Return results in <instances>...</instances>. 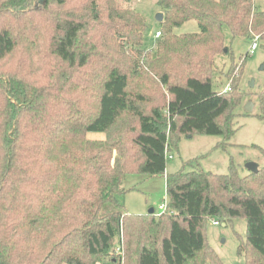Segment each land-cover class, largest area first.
Masks as SVG:
<instances>
[{"label":"trees","instance_id":"trees-1","mask_svg":"<svg viewBox=\"0 0 264 264\" xmlns=\"http://www.w3.org/2000/svg\"><path fill=\"white\" fill-rule=\"evenodd\" d=\"M35 1L0 0V264H216L204 227L217 217H244L238 252L264 264V168L164 175L182 136L233 133L236 93L213 88L214 56L224 27L264 38V9L156 0L163 20L147 47L130 0ZM188 20L198 32H174ZM260 98L264 111V86ZM124 118L135 123L118 131ZM134 172L164 175L158 215L118 199Z\"/></svg>","mask_w":264,"mask_h":264},{"label":"rangeland","instance_id":"rangeland-1","mask_svg":"<svg viewBox=\"0 0 264 264\" xmlns=\"http://www.w3.org/2000/svg\"><path fill=\"white\" fill-rule=\"evenodd\" d=\"M123 5L127 3L121 1ZM259 8L264 9V0H255ZM132 9L139 12L146 21V31L143 41L147 47H152L159 37L156 32L160 30V22L156 19L161 8L156 0H130ZM40 5L39 0L34 2ZM162 12V11H161ZM195 20H188L174 29L177 34L198 32ZM225 46L223 51L214 56V69L211 77L212 86L221 92L230 94L231 106L227 114L232 134L205 135L193 134L192 137L182 136L177 149L167 158V173L179 169L190 170L200 167L214 173H226L230 162L241 175L247 174L245 163L254 161L258 169L264 168V111L260 109V94L264 86V38L253 35L251 39L231 35L224 27ZM256 41L257 47L250 53V44ZM226 49V51H224ZM247 54V55H246ZM246 55V56H245ZM253 81V85H250ZM163 90L158 91V95ZM234 99V100H233ZM250 101L251 111L244 109ZM135 121L124 118L118 124V131L125 130L126 126L134 125ZM89 138H103L99 132L89 133ZM164 175H147L139 172L125 175L123 187L126 189L118 196L122 206L129 213L146 214L149 209L159 214L160 204L167 203V194ZM112 206L103 207L102 213L108 212ZM219 221L213 224L212 221ZM207 243L216 253V264H245L242 242L246 240V220L244 217H235L226 221L220 217L209 219L204 227ZM241 244V250L238 252ZM118 240L113 242V249L117 253ZM101 264V263H100ZM102 264H111L104 259Z\"/></svg>","mask_w":264,"mask_h":264},{"label":"water","instance_id":"water-1","mask_svg":"<svg viewBox=\"0 0 264 264\" xmlns=\"http://www.w3.org/2000/svg\"><path fill=\"white\" fill-rule=\"evenodd\" d=\"M155 17H156L157 21L161 22V21L163 20V13H162L161 11H160V12H157V14H156ZM224 51H226V49H224ZM250 85H253V81H250ZM252 106H253V104H252L250 101H248V102L245 104L244 109H245L246 111H251ZM245 168H246L248 171L252 172V173L256 172L257 169H258V167H257V163L254 162V161H248V162H246V163H245ZM148 213L152 214V213H153V209H152V208L149 209Z\"/></svg>","mask_w":264,"mask_h":264},{"label":"built area","instance_id":"built-area-1","mask_svg":"<svg viewBox=\"0 0 264 264\" xmlns=\"http://www.w3.org/2000/svg\"><path fill=\"white\" fill-rule=\"evenodd\" d=\"M155 34H156V36H158L160 33H159V31H157ZM256 47H257V43H256V41H253V42L250 44V48H249L250 53H252L253 50L256 49ZM158 208H159V210H160L161 212L164 211L165 208H166V203H165V204H160ZM155 215H158V214H155ZM212 223L216 225V224L219 223V221H217V220H213Z\"/></svg>","mask_w":264,"mask_h":264},{"label":"crops","instance_id":"crops-1","mask_svg":"<svg viewBox=\"0 0 264 264\" xmlns=\"http://www.w3.org/2000/svg\"><path fill=\"white\" fill-rule=\"evenodd\" d=\"M190 138V137H189ZM172 156V155H171ZM167 174V173H166Z\"/></svg>","mask_w":264,"mask_h":264}]
</instances>
